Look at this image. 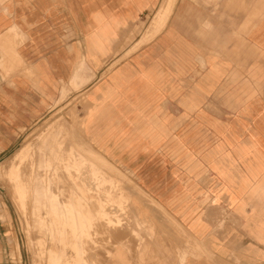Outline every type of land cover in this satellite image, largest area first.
Returning a JSON list of instances; mask_svg holds the SVG:
<instances>
[{"label":"crops","instance_id":"1","mask_svg":"<svg viewBox=\"0 0 264 264\" xmlns=\"http://www.w3.org/2000/svg\"><path fill=\"white\" fill-rule=\"evenodd\" d=\"M75 88L84 137L149 201L222 258L264 251V0H0V157Z\"/></svg>","mask_w":264,"mask_h":264},{"label":"rangeland","instance_id":"2","mask_svg":"<svg viewBox=\"0 0 264 264\" xmlns=\"http://www.w3.org/2000/svg\"><path fill=\"white\" fill-rule=\"evenodd\" d=\"M170 7L167 2L154 13L152 29L142 31L127 54L159 33ZM72 90L69 98L54 101L22 132L17 146L0 157V226L4 227L8 264H264L260 249L236 248L238 255L231 259L216 255L209 239L193 237L149 201L128 170L90 146L80 122L87 104L84 93ZM51 140L58 142L50 144ZM41 185L48 186L71 210L90 218V230L82 240L73 243L70 226L50 224L52 216L40 207L34 191ZM135 195L148 200L142 201L145 206L133 199ZM59 231L64 239H58ZM50 251L58 255L54 262ZM247 255L260 262H242Z\"/></svg>","mask_w":264,"mask_h":264},{"label":"bare ground","instance_id":"3","mask_svg":"<svg viewBox=\"0 0 264 264\" xmlns=\"http://www.w3.org/2000/svg\"><path fill=\"white\" fill-rule=\"evenodd\" d=\"M58 132L59 131H57L55 134H58ZM55 142H58V141L57 140H51L50 144L55 143ZM94 175L98 176V174L97 175L94 174ZM34 191L38 195L37 196V202L40 204V207L45 208L47 210V213L52 216L51 220H50V224L56 225V226H62V227L63 226H70L71 231H72L73 243L79 242L80 240H82L83 235H85V231H88V229L91 227L92 223L90 221V218L89 217H83L80 213H76L75 209L71 210L68 207V205H65L64 200H60L58 198V196L55 195L48 186L41 185L39 188H37V189L35 188ZM97 210H99V209H97ZM101 213L105 214V215L107 214V212H105V213L101 212ZM131 218H133V216ZM106 219L108 220V222L111 221L110 218H106ZM40 222L42 223V221H40ZM62 231H59L60 233L57 235L59 237L58 239H64L65 238L64 233ZM85 248H86V246H85ZM130 248H131V246H130ZM50 252L52 254L51 259L54 262L56 259H58V255L56 254V252L55 253H52V251H50Z\"/></svg>","mask_w":264,"mask_h":264}]
</instances>
